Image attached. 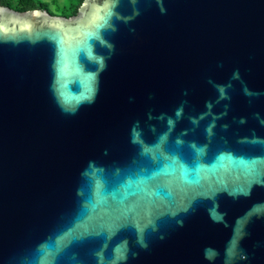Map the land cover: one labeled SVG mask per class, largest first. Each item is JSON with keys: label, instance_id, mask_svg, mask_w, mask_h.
Here are the masks:
<instances>
[{"label": "water", "instance_id": "water-1", "mask_svg": "<svg viewBox=\"0 0 264 264\" xmlns=\"http://www.w3.org/2000/svg\"><path fill=\"white\" fill-rule=\"evenodd\" d=\"M0 264H264V0L0 6Z\"/></svg>", "mask_w": 264, "mask_h": 264}, {"label": "trees", "instance_id": "trees-1", "mask_svg": "<svg viewBox=\"0 0 264 264\" xmlns=\"http://www.w3.org/2000/svg\"><path fill=\"white\" fill-rule=\"evenodd\" d=\"M84 0H0V6L9 7L18 12L46 10L52 15L72 17L76 15Z\"/></svg>", "mask_w": 264, "mask_h": 264}, {"label": "rangeland", "instance_id": "rangeland-1", "mask_svg": "<svg viewBox=\"0 0 264 264\" xmlns=\"http://www.w3.org/2000/svg\"><path fill=\"white\" fill-rule=\"evenodd\" d=\"M48 1H51V0H48ZM59 1H62L63 2L64 0H59ZM55 14L57 15V13H55Z\"/></svg>", "mask_w": 264, "mask_h": 264}]
</instances>
